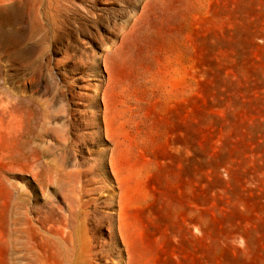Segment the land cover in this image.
I'll list each match as a JSON object with an SVG mask.
<instances>
[{"label": "rangeland", "instance_id": "rangeland-1", "mask_svg": "<svg viewBox=\"0 0 264 264\" xmlns=\"http://www.w3.org/2000/svg\"><path fill=\"white\" fill-rule=\"evenodd\" d=\"M0 0V264H264V0Z\"/></svg>", "mask_w": 264, "mask_h": 264}, {"label": "bare ground", "instance_id": "bare-ground-1", "mask_svg": "<svg viewBox=\"0 0 264 264\" xmlns=\"http://www.w3.org/2000/svg\"><path fill=\"white\" fill-rule=\"evenodd\" d=\"M17 3V8L18 9H32V8H36L39 5V2H41V0H16Z\"/></svg>", "mask_w": 264, "mask_h": 264}]
</instances>
